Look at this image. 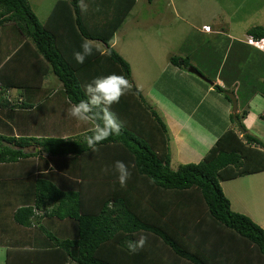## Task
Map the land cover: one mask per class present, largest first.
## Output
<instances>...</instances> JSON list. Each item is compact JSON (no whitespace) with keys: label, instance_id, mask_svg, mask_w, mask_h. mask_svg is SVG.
I'll return each instance as SVG.
<instances>
[{"label":"trees","instance_id":"trees-1","mask_svg":"<svg viewBox=\"0 0 264 264\" xmlns=\"http://www.w3.org/2000/svg\"><path fill=\"white\" fill-rule=\"evenodd\" d=\"M80 2L57 0L41 20L28 0H0V94L40 90L50 74L72 103L85 98L83 86L98 76L124 75L132 85L111 107L124 123L122 133L103 141L99 151L83 140L88 131L73 139L0 134L5 264H264V229L232 211L220 186L264 171V141L231 114L235 128L225 131L198 163L172 169L165 119L131 82L130 65L112 46L137 0H83V12ZM11 27L15 38L6 36ZM247 36L259 40L264 29L253 28ZM85 38L93 42L94 54L79 64L73 53ZM169 60L179 68L191 66L178 56ZM214 89L230 101L227 90ZM9 104L0 97V108ZM35 106L33 101L16 104L29 110L26 120ZM39 152L61 161L56 170L48 161L36 170ZM116 161L132 173L124 187L113 168ZM39 210L44 213L35 215ZM54 219L73 227H57L53 236L44 226ZM33 225L42 230L44 248H27L21 239ZM140 235L147 243L130 252L126 241Z\"/></svg>","mask_w":264,"mask_h":264},{"label":"rangeland","instance_id":"rangeland-1","mask_svg":"<svg viewBox=\"0 0 264 264\" xmlns=\"http://www.w3.org/2000/svg\"><path fill=\"white\" fill-rule=\"evenodd\" d=\"M28 1L34 4L41 3L43 12L45 6L52 0ZM36 13L40 18L43 17V13L40 15L38 8ZM126 21L121 34L115 37L114 49L130 65L131 82L139 89L145 101L156 109L157 107L148 97V94L154 93L152 90L160 92L167 99L178 102L182 107H186V110H190L198 104L197 101L200 98L196 96L197 93L205 90L204 88L211 83L210 79L212 80L216 76L228 83L237 73L242 74L245 83L250 81L254 85V91L255 89L260 90L259 88L264 90L262 83L264 57L257 56L259 59L256 57V68H253L251 63L243 61L237 67V71L231 70L232 61L235 60L233 54L239 51L238 44L233 39L240 37L247 28L259 27L264 24V0H137ZM15 30L11 27L6 36L17 37L18 33L16 34ZM227 48L231 49V52L223 60L222 54ZM173 56L187 60L208 81L203 82L189 74L185 68L176 67L182 71V74L173 73L172 68L175 66L169 60ZM242 58L243 55L238 59ZM221 62L225 63L224 67ZM242 71L245 73H239ZM217 72H219L218 75ZM183 74L185 76L181 77ZM48 79L52 82L43 83V87L35 93V96L38 94L42 100L37 114L33 117L28 114L31 116V121L32 118H37L30 122L31 127L35 126L33 124L35 122L40 123L37 129L44 128L46 123L48 127L58 129V127L65 126L69 117L67 114L69 107L64 100L66 97L63 90L56 87L60 82L52 74L47 77ZM193 82L202 86L203 90L198 89L195 93L192 92L195 90ZM55 89L56 91H53ZM59 90L62 92L53 96ZM148 91L150 92L148 93ZM215 91L211 95L204 96L200 107L199 104L197 105V116L206 111L207 118L211 119L210 123L220 127L225 123L233 126V121L226 118L223 112L225 105H228L232 111V103L225 99L223 93L219 98ZM227 92L232 93L231 91ZM249 92L252 93L249 89L241 88L234 90V94L232 93L235 99L237 96L238 111L242 109L241 102L245 99L243 95ZM31 94L32 91H28V95ZM49 97L56 100V107L59 109L54 110L50 107L53 100ZM57 110L58 113H56ZM236 114L244 127L252 122V114L237 113V110ZM198 120L200 121V118ZM23 121V125L28 127L26 117L23 118ZM69 124L71 125V120ZM263 125L264 123L259 121L257 126L263 128ZM210 127L211 125L208 123L207 128ZM250 132L254 133V131ZM254 134L258 136V133ZM170 166L172 169H176L178 166L176 160H173ZM220 186L230 200L232 211L240 213L238 205H242L252 211L251 214L256 221L264 220V175H247V177L243 176L231 182H222ZM67 226L70 227V224L65 227ZM44 227H48V231L54 236L58 231L57 227L60 229L61 225L54 219L50 227L46 225ZM261 228L264 229V227ZM37 229L33 230V247L44 248L47 243L43 240L42 230ZM32 243L26 247L29 248ZM5 258V247L0 246V264H5Z\"/></svg>","mask_w":264,"mask_h":264},{"label":"crops","instance_id":"crops-1","mask_svg":"<svg viewBox=\"0 0 264 264\" xmlns=\"http://www.w3.org/2000/svg\"><path fill=\"white\" fill-rule=\"evenodd\" d=\"M41 1H43V0H38V2H41ZM56 1L57 0H52L50 4L45 6V10L43 12L41 10V5H42L41 3L34 4V3L29 2V4H30L32 11L36 15H37V13H36L37 8L40 11V15L43 13V17L42 18L39 17L41 20H43V19H45V17L48 16L51 7L53 6L54 2H56ZM126 22L127 21H125V23L121 26V28L115 33L113 43H112L113 47L115 45V41H114L115 37L118 34H121L122 29L125 27ZM253 28H263L264 29V24L262 26H259V27L254 26L251 28H247L245 30V32L242 35H240L241 38L235 37L233 39L238 44L237 48L239 50L236 54L235 53L233 54V58H235V60L233 59L232 64H231V70L233 72L238 70L237 67L240 66V63L243 61H247L248 63H251L253 68H256V57L257 56L264 57V51L258 50L257 48L251 46L248 42L249 40H255V39H252L249 36H247L248 31L253 29ZM229 38L232 39L233 37L232 38L229 37ZM250 49H252V51H250ZM230 52H231V49H229V48H227L224 51V53L222 54L223 60H225V57H227ZM242 55H243V58L238 59ZM257 58L259 59V57H257ZM221 65H223V67H224L225 63L221 62ZM172 70H173V73L179 72V74H182V71H179L176 68V66L173 67ZM218 73L219 72H217V75H218ZM239 73H245V72L242 71ZM191 75H193V74H191ZM241 75L237 73L236 76H233L232 80H229L228 83L225 80L219 78V76H216V78L214 77L212 80L210 79L211 84L208 87L204 88L205 90H203L202 86L193 82L194 83L193 87L195 90H193L192 92L195 93L196 90H198V89L203 90L202 92H200L199 94L197 93V95H196L197 97L200 98V99H198L199 101H197V103L199 104V107H200L201 104L203 103L204 96L206 94L211 95L213 93V91H215L214 90L215 85H218L223 90H227V91H231V92H234V90H236V89L240 90L241 88L249 89L252 93L249 92L248 94L243 95V98H245V99L241 102L242 109L240 111H238V109H237V113H244L246 115L247 114L253 115L254 120L252 119V122L249 125H247V127H246L247 132L254 135V136H255L254 133H256V134L258 133V136H255V137L264 141V125H263V128L261 126H257L259 121H262V123H264V90L262 88H259L260 90L257 91L255 89V91H254V89H253L254 85L252 83H250V81L245 83V79ZM183 76H185V74L181 75V77H183ZM47 77L45 78L46 81L44 80V83L52 82V80H50V79L47 80ZM195 77H197V76H195ZM262 77H263L262 83L264 84V76H262ZM200 80H202V79H200ZM56 87H58V89L62 88L61 83L57 84ZM30 91H32L31 95H28L27 91L24 93L20 92L18 90L2 91L3 93L0 94V97L3 100L7 99L10 102V104H9V108H8V106H6V108H4V107L0 108V134L6 135V136H12V137H16V138H18L20 136H29V137H35V138H42V137H55V138H57V137H60L63 139H69V138L73 139L76 136L81 135L84 132L88 131V129L90 128V125H86V124H83L79 121H76L74 118H72L70 116L67 118L65 126L58 127V129L56 127H48L47 123L44 126V128L37 129L39 124H40L37 122L33 123V124H35L34 127L33 126L31 127L30 122L35 121L37 118L36 119L32 118V121H31V119L27 118L28 127L24 126L23 125L24 121H21V119L26 117L25 112H28L29 110H20L19 108H16V104L19 105L22 102L31 103V101H33V103L36 106L33 109L35 113L31 114L32 117L35 114H37L38 109L40 108L39 105L42 104V100L40 99V96L38 94L35 96V93L39 92V90H30ZM53 91H56V89ZM152 91L154 92L153 94H148L149 100L152 103H154V105L160 111V113L162 114L164 119H166V124L169 128L170 135L172 138L171 143H170L171 162L173 160H176L177 165L187 164V163H198L203 158V156L207 153V151L214 145V143L217 141V139L225 131H227L228 129H234L235 128V125H233L234 126L233 127L229 123H225V125L223 124L222 127L216 126V125L210 123L209 120H211V119L207 118L206 111L203 114H201L200 116H197V105L198 104L195 105L193 108H190V110L189 109L186 110V107H182L181 105L178 104V102L167 99L166 97H164V95L160 94V92H155L154 90H152ZM61 92L62 91L59 90L58 92H55L53 96H55L56 94L61 93ZM149 92L150 91H148V93ZM215 92L218 93V96L220 98L221 92H218V91H215ZM63 93H64V91H63ZM227 93H229V92H227ZM10 95H14V96H10ZM4 98H6V99H4ZM50 99L53 100L50 107H52L54 110L59 109L58 107H56V105H57L56 100L54 98H50ZM64 100L67 102L68 107H69L70 106L69 101L66 98ZM236 101H237V96H236ZM14 104H15V106H14ZM42 106L44 108V105H42ZM223 112H224V116L226 118L228 117V119L231 120V113L232 114H234V113H233V111L230 110L228 105L227 106L225 105V107H223ZM56 113H58V110L56 111ZM254 117H256L257 120ZM199 118H200V121L198 120ZM70 120H71V125L69 124ZM208 123L211 125L210 128H207ZM250 131H252V132L254 131V133H251ZM34 150H35V148H27L25 151L34 152ZM37 150H38V148H37ZM44 161H48L49 167L53 168V170H56L55 169L56 165L61 163V161L59 159H56V158L55 159L54 158L49 159L48 155H46L43 152H39V154L36 158V167H37L36 170H39V165L43 164ZM171 162H170V164H171ZM38 172L39 171L36 172L35 176L40 175ZM253 175H264V171L257 173V174H253ZM236 179H238V178H236ZM236 179H232V180H228V181H224V182H231V181H234ZM221 183L222 182H220V184ZM223 193H225V192H223ZM224 195H226V193ZM241 197H242V194H241L240 198ZM227 199H228V196H227ZM229 203H230V200H229ZM238 207L240 209L239 210L240 213H243V214L249 216L253 221L258 223L261 227H264V220L259 219L258 221H256L253 218V216L251 214L252 211L249 208H244L242 205H238ZM230 208L232 210L231 203H230ZM43 213H44V210H39V211L35 212V215H41ZM46 221L47 220L42 219L40 222L41 225L43 222L46 224ZM58 222L61 225V227H65L66 225L69 224V221H67V222L58 221ZM9 227H22V226H17L15 224L10 223ZM35 227H38V226L33 225L30 228H26L27 231L25 232V234L24 233L21 234L22 241L24 240V241H26V243H29V244L33 242V237H34L33 236V234H34L33 230L37 229ZM49 227H50V225H49ZM70 227H73V226L70 225ZM21 232H24V231H21ZM43 240H45L44 236H43ZM31 246L33 247V243L30 245V247Z\"/></svg>","mask_w":264,"mask_h":264},{"label":"clouds","instance_id":"clouds-1","mask_svg":"<svg viewBox=\"0 0 264 264\" xmlns=\"http://www.w3.org/2000/svg\"><path fill=\"white\" fill-rule=\"evenodd\" d=\"M80 7L82 12L87 10L83 0L80 2ZM93 54V42L85 38L80 50L74 52L73 57L77 63L83 64ZM131 87L130 81L124 75L113 73L98 76L83 86L85 98L75 103L69 102L67 114L76 121L90 125L83 140L93 152L99 151L97 146L111 136L121 135L124 123L118 119L111 107L119 103L121 97L125 96ZM113 168L121 187H124L132 174L129 165L123 161H116ZM102 171L107 173L109 168L105 167ZM146 243L147 237L140 235L138 240L126 241V247L130 252L136 253Z\"/></svg>","mask_w":264,"mask_h":264},{"label":"water","instance_id":"water-1","mask_svg":"<svg viewBox=\"0 0 264 264\" xmlns=\"http://www.w3.org/2000/svg\"><path fill=\"white\" fill-rule=\"evenodd\" d=\"M187 71L190 73V74H193L195 76H197L198 78L202 79L203 81H208L205 77H203V75L193 66H190L187 68ZM211 84V83H210ZM228 99L231 101L232 103V111L233 113L235 114L236 113V110H237V101L234 97V95L232 93H227L226 94ZM233 118H235V116H233ZM243 132V130H242Z\"/></svg>","mask_w":264,"mask_h":264},{"label":"built area","instance_id":"built-area-1","mask_svg":"<svg viewBox=\"0 0 264 264\" xmlns=\"http://www.w3.org/2000/svg\"><path fill=\"white\" fill-rule=\"evenodd\" d=\"M248 42L251 46L257 48L258 50L264 51V37L259 40H249Z\"/></svg>","mask_w":264,"mask_h":264}]
</instances>
